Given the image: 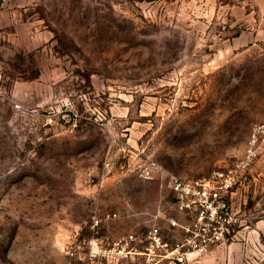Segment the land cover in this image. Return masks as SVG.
Returning <instances> with one entry per match:
<instances>
[{"label": "rangeland", "instance_id": "1", "mask_svg": "<svg viewBox=\"0 0 264 264\" xmlns=\"http://www.w3.org/2000/svg\"><path fill=\"white\" fill-rule=\"evenodd\" d=\"M0 53V264H264L263 153L204 255L150 251V229L174 247L189 219L164 177H138L244 154L264 123V0H2Z\"/></svg>", "mask_w": 264, "mask_h": 264}, {"label": "built area", "instance_id": "2", "mask_svg": "<svg viewBox=\"0 0 264 264\" xmlns=\"http://www.w3.org/2000/svg\"><path fill=\"white\" fill-rule=\"evenodd\" d=\"M1 3L2 0L0 6ZM1 65L0 53V71ZM263 152L264 123L259 122L252 126L244 154L232 166L215 171L207 178L184 179L167 174L159 163L147 159L140 167L138 177L144 181L164 177L166 186L175 195L177 210L189 219L184 223H171L173 227L182 229L185 234L174 247L163 239L159 228L150 229L147 236L150 251H170L181 256L188 251L204 255L213 246L224 242L240 224V219L233 213L226 198ZM116 217V214H107L106 219ZM93 222V227H96L100 220L94 217ZM137 240V236L129 235L121 239L120 245L124 250H132Z\"/></svg>", "mask_w": 264, "mask_h": 264}, {"label": "crops", "instance_id": "3", "mask_svg": "<svg viewBox=\"0 0 264 264\" xmlns=\"http://www.w3.org/2000/svg\"><path fill=\"white\" fill-rule=\"evenodd\" d=\"M251 172L258 173V175L264 174V152L260 161L255 165Z\"/></svg>", "mask_w": 264, "mask_h": 264}]
</instances>
